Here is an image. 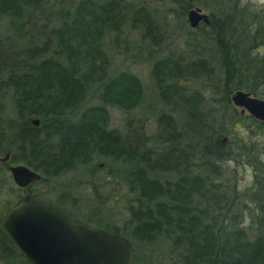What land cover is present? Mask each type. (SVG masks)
<instances>
[{"label": "trees", "instance_id": "obj_1", "mask_svg": "<svg viewBox=\"0 0 264 264\" xmlns=\"http://www.w3.org/2000/svg\"><path fill=\"white\" fill-rule=\"evenodd\" d=\"M168 1L183 27L192 5L209 9V22L198 36L181 28L194 35L185 57L150 65L159 100L181 112L180 122L157 117L161 136L152 150L134 130L108 128L109 109L135 108L142 88L130 73L110 74L105 38L114 33L115 48L128 22L156 45L159 27L146 7L133 11L125 0H0V17L13 34L0 40V156L38 173V182L94 157L122 162L130 166L124 183L133 197L128 227L135 240L168 239L177 264H264V145L249 140L251 130L233 143L223 137L228 122L239 120L230 105L233 92L264 100V56L253 51L264 45L263 16L240 0ZM192 78L206 79L207 97L179 83ZM90 98L96 104L85 106ZM248 118L264 134V126ZM241 160L254 176L239 189L223 164ZM14 254L29 264L0 227L1 263L14 264Z\"/></svg>", "mask_w": 264, "mask_h": 264}, {"label": "rangeland", "instance_id": "obj_2", "mask_svg": "<svg viewBox=\"0 0 264 264\" xmlns=\"http://www.w3.org/2000/svg\"><path fill=\"white\" fill-rule=\"evenodd\" d=\"M240 1L249 5L255 12H259L264 19V0ZM125 4L131 7L133 11H137L141 5L144 8L146 7L148 14L152 15L153 21L158 24V36L160 37L156 38V43H154L156 45H153L152 41L149 42L146 38H143L141 27L131 26L128 22L121 27L120 32L122 34L120 35L123 38L121 37L122 40L118 39L115 48L111 44L114 33L106 36L105 40L109 44L108 51L110 53V74L130 73L139 80L142 88L140 102L135 108L128 111L115 108L109 109L108 128H116L124 134L128 133L130 129L134 130L138 137L147 138L146 148L156 150L158 146L155 139L161 136V128L157 123V117L160 114H167L175 121L180 122L181 112L178 106H173L172 103L163 104L159 100L156 87L150 79V65L155 59L165 56L170 58L185 57L186 51L192 49L187 44L188 39L191 43V38L194 35L187 34L186 30L181 28H187L198 36L201 35L199 30L205 26L200 23L196 29H190L186 21V13L190 9L197 8L202 14L206 15L209 22V9L190 6L183 16L184 25H186V27H183V22L178 23L182 15L168 0H125ZM218 7L222 8L221 6ZM41 22L43 23L42 17H40L39 24ZM5 36L12 37V29H10L8 19L0 17V40ZM127 40L130 43L137 44L138 46L134 44L132 46L138 49L130 44L126 45ZM140 41L144 42L141 49L139 47ZM253 51L260 56H264V45L260 48H254ZM179 83L184 87L201 88L203 89L201 92L207 97L205 94L208 90L206 79L192 78L188 82L180 81ZM93 97L96 98V96ZM96 102V99L90 98L85 106L96 104ZM230 105L239 115V120L228 122L224 129V139L228 140L229 143H233L236 138H242L244 134L251 130L249 140H253L258 146L264 145V134L254 127L248 118L250 116L245 112L240 114L238 108H235L232 104ZM6 106L9 114L7 116L9 117L10 106ZM31 119L38 120L37 118ZM140 126H142V133L139 130ZM245 139L248 140V138ZM5 156L8 159V155ZM5 156H0L1 228L4 213L26 194V190L18 191L13 185L8 173V168L12 165L7 163V159L3 160ZM262 161L264 163V156ZM223 165L226 171L225 176L227 178L232 177L233 182L237 184L239 189L253 183L254 169L249 164L241 160L240 162L228 161ZM129 167H124L122 162L115 163L107 158L94 157L86 165L76 166L57 178H48L44 182H34L28 189L30 193L40 194L50 202L58 203L61 208L71 213L77 223L86 224L90 228H100L102 230L105 228L111 233L112 231L120 233L129 242L132 252V264H177L178 251L172 247L168 239L157 236L153 242L144 243L135 240L131 236L128 227V207L133 205V197L124 183L125 169ZM21 260L17 254H14L12 259L14 264H21ZM0 264H2L1 261Z\"/></svg>", "mask_w": 264, "mask_h": 264}, {"label": "water", "instance_id": "obj_3", "mask_svg": "<svg viewBox=\"0 0 264 264\" xmlns=\"http://www.w3.org/2000/svg\"><path fill=\"white\" fill-rule=\"evenodd\" d=\"M190 29L208 24L197 8L186 13ZM230 103L240 114L246 113L264 125V100L247 92L235 91ZM37 125V120H31ZM7 156L3 160H6ZM8 173L18 191L26 190L22 200L4 213L1 226L15 248L29 264H132L129 242L119 234L76 223L70 212L39 194L29 185L40 175L22 164L12 165Z\"/></svg>", "mask_w": 264, "mask_h": 264}, {"label": "flooded vegetation", "instance_id": "obj_4", "mask_svg": "<svg viewBox=\"0 0 264 264\" xmlns=\"http://www.w3.org/2000/svg\"><path fill=\"white\" fill-rule=\"evenodd\" d=\"M37 182H38V181H37ZM33 183H34V182H33ZM30 185H31V184H30ZM30 185H29V186H30ZM24 195H25V194H24ZM39 195H40V194H39ZM43 197H44V196H43ZM22 198H23V197H22ZM51 203H52V202H51ZM70 214H71V213H70ZM71 216H72V215H71ZM72 218H73V217H72ZM73 220H74V219H73ZM74 221H75V220H74ZM76 223H77V222H76Z\"/></svg>", "mask_w": 264, "mask_h": 264}]
</instances>
